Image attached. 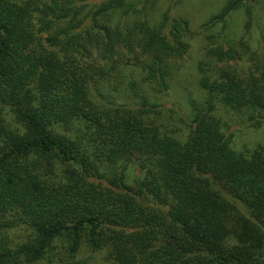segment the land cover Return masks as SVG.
<instances>
[{
	"label": "trees",
	"instance_id": "obj_1",
	"mask_svg": "<svg viewBox=\"0 0 264 264\" xmlns=\"http://www.w3.org/2000/svg\"><path fill=\"white\" fill-rule=\"evenodd\" d=\"M159 1L0 0V264H264V0L198 25L178 101Z\"/></svg>",
	"mask_w": 264,
	"mask_h": 264
},
{
	"label": "rangeland",
	"instance_id": "obj_2",
	"mask_svg": "<svg viewBox=\"0 0 264 264\" xmlns=\"http://www.w3.org/2000/svg\"><path fill=\"white\" fill-rule=\"evenodd\" d=\"M225 0H160L158 8L160 10H165L170 8L172 15L181 14L186 16L191 22V29L193 31V38L190 40V48L186 55L182 58H178L180 64H183L181 71L176 75L172 91L170 93V100L178 101L180 100V94L184 96L186 93H195L196 83L195 76L196 70L195 66L197 62L204 55V48L200 40V36L197 35L198 25L202 23L205 18L216 11L218 7ZM158 10V11H160ZM259 25L258 31L264 33V12L258 14ZM241 15L237 14V22L240 23ZM182 98V96H181ZM183 99V98H182ZM181 99V100H182ZM167 106L171 103H166ZM223 118L227 117V114L223 115ZM237 129V141L239 144L247 143V145H253L258 142L264 141V128L260 130H255L252 128L242 127L241 125H233L232 129Z\"/></svg>",
	"mask_w": 264,
	"mask_h": 264
}]
</instances>
